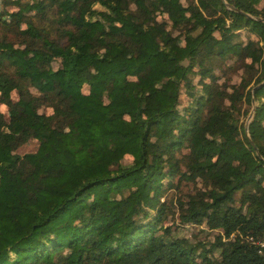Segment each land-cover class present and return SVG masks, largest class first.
Wrapping results in <instances>:
<instances>
[{"label": "trees", "instance_id": "16d2710c", "mask_svg": "<svg viewBox=\"0 0 264 264\" xmlns=\"http://www.w3.org/2000/svg\"><path fill=\"white\" fill-rule=\"evenodd\" d=\"M0 105V264H264V0H0Z\"/></svg>", "mask_w": 264, "mask_h": 264}, {"label": "rangeland", "instance_id": "374dc122", "mask_svg": "<svg viewBox=\"0 0 264 264\" xmlns=\"http://www.w3.org/2000/svg\"><path fill=\"white\" fill-rule=\"evenodd\" d=\"M95 7L98 9H101V10L103 9L100 5H95ZM7 9L10 11L14 10V8L12 6H8ZM57 65H58V61L54 62L53 66L56 67ZM226 80L229 83L238 82V75L236 73L230 72L227 74ZM221 82H222V80L220 79L218 83L220 84ZM82 90H83V92L87 93L88 92V86L84 85ZM12 96L16 97V94L13 93ZM1 109L4 111V107H1ZM40 111L45 112V113H50L51 109L50 108H41ZM251 112H252V108H251ZM250 113L247 116L242 118V121H243L245 128L247 127V124L249 123V121L251 119V118H249ZM263 123H264V120H263ZM35 147H36V143L34 141H30L26 145L19 147L17 149V152L22 154L24 152L34 150ZM126 159H128V157ZM172 183L176 184V181L173 180ZM198 188H199V186H195L191 182L182 181L178 185L177 188L170 189L168 194L174 193L176 196H180L183 199H186V196H187L186 194L194 193L197 191ZM166 223L172 225V228L175 229V226H176L175 220L169 219L168 221H166ZM175 230L179 231V233L181 235H186L190 239H195V237H197L199 239L212 240V238L215 234V232H212V231L208 232V230L199 231V227H194L193 225H186L184 227L176 228Z\"/></svg>", "mask_w": 264, "mask_h": 264}, {"label": "built area", "instance_id": "2783aa9c", "mask_svg": "<svg viewBox=\"0 0 264 264\" xmlns=\"http://www.w3.org/2000/svg\"><path fill=\"white\" fill-rule=\"evenodd\" d=\"M250 239L257 246L258 253L264 255V236L259 237V238L258 237L257 238L251 237Z\"/></svg>", "mask_w": 264, "mask_h": 264}, {"label": "water", "instance_id": "95a60500", "mask_svg": "<svg viewBox=\"0 0 264 264\" xmlns=\"http://www.w3.org/2000/svg\"><path fill=\"white\" fill-rule=\"evenodd\" d=\"M253 111H254V108H253L252 112L250 113L249 118L252 117V115H253Z\"/></svg>", "mask_w": 264, "mask_h": 264}]
</instances>
